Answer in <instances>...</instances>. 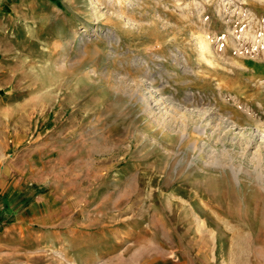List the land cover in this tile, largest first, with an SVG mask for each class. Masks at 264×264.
<instances>
[{
	"label": "rangeland",
	"instance_id": "obj_1",
	"mask_svg": "<svg viewBox=\"0 0 264 264\" xmlns=\"http://www.w3.org/2000/svg\"><path fill=\"white\" fill-rule=\"evenodd\" d=\"M1 1L3 262L264 264V0Z\"/></svg>",
	"mask_w": 264,
	"mask_h": 264
},
{
	"label": "bare ground",
	"instance_id": "obj_2",
	"mask_svg": "<svg viewBox=\"0 0 264 264\" xmlns=\"http://www.w3.org/2000/svg\"><path fill=\"white\" fill-rule=\"evenodd\" d=\"M91 2V5H92V7L91 8H93V12H92V14H93V16H94V18H96V19H99V18H101V17H104L105 16V13H103V12H101L99 9H98V1L99 0H90ZM106 1H108V3H111V2H113L114 0H106ZM118 1H121V0H118ZM92 16V15H91ZM110 19V18H109ZM199 47L201 48V50H203L205 47H207V42H206V40L204 39V38H202L200 41H199ZM208 50V49H207ZM208 52H210L209 50H208ZM201 57H202V59H204V60H208V58L206 57V55L205 54H202L201 53ZM141 98V100H143L144 99V97H140ZM120 101V100H119ZM144 103V102H143ZM105 104V103H104ZM143 105V104H142ZM172 106V105H171ZM170 109V108H169ZM126 110H127V108L125 107V105L124 104H122V102H119V103H113V102H110L108 105H107V103H106V105L105 106H103L102 108H101V111L104 113V112H112V111H118V112H126ZM169 112V111H168ZM234 124V123H233ZM228 125V124H227ZM258 130V129H257ZM201 131V130H200ZM261 134V133H260ZM262 135V134H261ZM258 151V150H257ZM256 151V155H255V166H259L260 165V162H261V152L259 151V152H257ZM155 157V156H154ZM158 157V156H157ZM159 159V158H158ZM205 163V162H204ZM231 169H232V167H231ZM237 172V171H236ZM235 175V174H234ZM257 180L258 181H260V179H258L257 178ZM224 222V221H223ZM226 223V222H225ZM227 226V225H226ZM97 262V261H96Z\"/></svg>",
	"mask_w": 264,
	"mask_h": 264
},
{
	"label": "crops",
	"instance_id": "obj_3",
	"mask_svg": "<svg viewBox=\"0 0 264 264\" xmlns=\"http://www.w3.org/2000/svg\"><path fill=\"white\" fill-rule=\"evenodd\" d=\"M1 3L2 1L0 0V8H1ZM0 246L2 247V243H1V240H0ZM10 248V247H9ZM4 260H7V257H4L0 254V264H5V262H3Z\"/></svg>",
	"mask_w": 264,
	"mask_h": 264
}]
</instances>
